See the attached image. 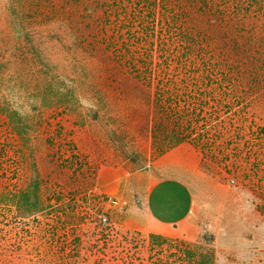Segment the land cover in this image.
<instances>
[{"label": "rangeland", "instance_id": "rangeland-1", "mask_svg": "<svg viewBox=\"0 0 264 264\" xmlns=\"http://www.w3.org/2000/svg\"><path fill=\"white\" fill-rule=\"evenodd\" d=\"M181 144L195 240L126 230ZM0 264H264V0H0Z\"/></svg>", "mask_w": 264, "mask_h": 264}, {"label": "crops", "instance_id": "crops-1", "mask_svg": "<svg viewBox=\"0 0 264 264\" xmlns=\"http://www.w3.org/2000/svg\"><path fill=\"white\" fill-rule=\"evenodd\" d=\"M149 150L144 149V161L138 165L101 170L98 190L123 207L126 230L193 241L196 233L188 223L193 199L187 181L198 167V155L181 144L151 161Z\"/></svg>", "mask_w": 264, "mask_h": 264}]
</instances>
